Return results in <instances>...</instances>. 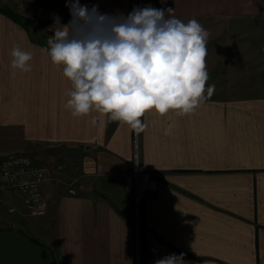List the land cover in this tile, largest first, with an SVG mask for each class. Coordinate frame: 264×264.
<instances>
[{
  "label": "crops",
  "instance_id": "1",
  "mask_svg": "<svg viewBox=\"0 0 264 264\" xmlns=\"http://www.w3.org/2000/svg\"><path fill=\"white\" fill-rule=\"evenodd\" d=\"M67 2L0 1L25 19L0 12V156L34 155L68 178L44 188L38 217L0 194V264H155L172 254L184 264H264V0H80L110 15L172 8L166 18L196 19L209 33L211 97L185 116L146 112L139 135L65 109L71 84L42 51L59 24L36 23L67 24ZM14 47L32 53L30 72L11 67ZM135 160L153 181L137 215L121 177Z\"/></svg>",
  "mask_w": 264,
  "mask_h": 264
},
{
  "label": "clouds",
  "instance_id": "2",
  "mask_svg": "<svg viewBox=\"0 0 264 264\" xmlns=\"http://www.w3.org/2000/svg\"><path fill=\"white\" fill-rule=\"evenodd\" d=\"M66 6L70 21L54 18L59 27L50 29L54 34L42 51L71 84L64 107L74 118L96 111L139 135L147 127L141 121L146 112L163 116L175 110L185 116L213 94L214 84L206 89L209 33L196 19L166 18L172 8L150 5L127 16L101 13L98 5L89 8L80 0H68ZM11 56L13 69L31 71V52L14 47ZM171 133L170 125L164 134ZM155 264H184L183 254Z\"/></svg>",
  "mask_w": 264,
  "mask_h": 264
},
{
  "label": "built area",
  "instance_id": "3",
  "mask_svg": "<svg viewBox=\"0 0 264 264\" xmlns=\"http://www.w3.org/2000/svg\"><path fill=\"white\" fill-rule=\"evenodd\" d=\"M51 168L36 161L25 153L0 156V194H12L21 201L26 215L42 216L46 213L48 200L44 188L54 177ZM121 177L125 189L132 194L136 215L146 192L152 190V178L149 173L135 166L131 171L123 172ZM15 212L14 208L7 210Z\"/></svg>",
  "mask_w": 264,
  "mask_h": 264
},
{
  "label": "trees",
  "instance_id": "4",
  "mask_svg": "<svg viewBox=\"0 0 264 264\" xmlns=\"http://www.w3.org/2000/svg\"><path fill=\"white\" fill-rule=\"evenodd\" d=\"M1 1V0H0ZM0 12L9 18H11L13 21L23 24V21L25 20L24 17H22L20 14L16 13L13 9L0 5ZM28 21V20H27ZM68 18L60 19V22H67ZM38 24L44 25V24H52L54 23V19L51 20H39L37 21ZM58 23V22H57Z\"/></svg>",
  "mask_w": 264,
  "mask_h": 264
},
{
  "label": "rangeland",
  "instance_id": "5",
  "mask_svg": "<svg viewBox=\"0 0 264 264\" xmlns=\"http://www.w3.org/2000/svg\"><path fill=\"white\" fill-rule=\"evenodd\" d=\"M32 23H34L35 24V21H32ZM37 25H41V24H38V23H36ZM48 36H47V34H43V39H42V41L44 42L45 41V43L48 41ZM34 147H36L35 148V152H38L39 150H43V149H41L39 146H34ZM29 156H31V157H33L36 161H39V162H45V163H48V164H46V165H48L50 168H51V171H52V174L51 175H53V177H54V182L53 183H59V184H62L63 186H66L67 185V182H68V178L67 177H56V175H55V172H54V170L52 169V167H51V165H49L51 162L50 161H44V160H42V158H40V157H36V156H34V155H30V154H28ZM56 181H58V182H56ZM66 190V189H65ZM134 211H135V208H134ZM135 214H136V212H135Z\"/></svg>",
  "mask_w": 264,
  "mask_h": 264
}]
</instances>
